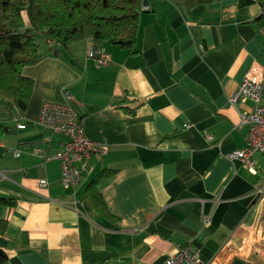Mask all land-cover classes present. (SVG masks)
I'll list each match as a JSON object with an SVG mask.
<instances>
[{
  "label": "crops",
  "instance_id": "1",
  "mask_svg": "<svg viewBox=\"0 0 264 264\" xmlns=\"http://www.w3.org/2000/svg\"><path fill=\"white\" fill-rule=\"evenodd\" d=\"M147 1L132 51L102 43L109 60L98 65L91 39L57 55L39 47L40 59L22 70L33 81L25 113L0 96V196L15 200L0 207V264H161L179 244L205 264H264L252 209L263 196L264 226V152L254 171L227 157L245 144L239 113L250 106L229 99L250 66L264 63L261 7ZM64 90L84 135L107 145L67 188L53 158L66 139L38 122L41 105L64 103ZM103 170L114 171L97 182L112 219L86 191Z\"/></svg>",
  "mask_w": 264,
  "mask_h": 264
},
{
  "label": "trees",
  "instance_id": "2",
  "mask_svg": "<svg viewBox=\"0 0 264 264\" xmlns=\"http://www.w3.org/2000/svg\"><path fill=\"white\" fill-rule=\"evenodd\" d=\"M175 6L192 8L215 0H169ZM256 1L264 16V0ZM145 9L143 0H0V96L11 101L19 115L27 108L33 88L32 79L24 76V67L40 59L37 38L53 42L48 45L57 55L69 43L91 39L95 47L102 43L132 51L137 36L139 16ZM61 50V51H60ZM2 132H7L1 128ZM103 170L87 185L94 208L112 219L97 190V182L113 174ZM15 205L13 198L0 196V207ZM7 222L0 219V234ZM6 254L0 249V263Z\"/></svg>",
  "mask_w": 264,
  "mask_h": 264
},
{
  "label": "built area",
  "instance_id": "3",
  "mask_svg": "<svg viewBox=\"0 0 264 264\" xmlns=\"http://www.w3.org/2000/svg\"><path fill=\"white\" fill-rule=\"evenodd\" d=\"M46 42L49 46L53 44L49 40ZM88 56L94 59L98 65H105L109 60L108 55L100 47L89 50ZM63 94L64 103L44 102L41 105L38 122L43 129L60 134L66 139L62 142V148L55 152L53 158L59 162L61 182L67 188L75 186L81 181L83 163L90 160L93 154L104 152L107 145L91 141L84 135L82 119L72 103L70 91L64 90ZM245 102L250 103L249 110L239 113L240 124L247 127L245 144L242 148L229 152L227 157L238 161L243 168L254 171V154L264 152V63L254 62L250 66L237 90L229 99L232 106ZM18 127L23 128L24 125H18ZM205 138L210 140L211 135L205 134ZM39 183L41 186L47 184L45 179H41ZM261 201H263V196H259L252 205L254 220L257 222L253 240L257 237L264 240ZM161 264L205 263L197 248L190 244H179L176 251Z\"/></svg>",
  "mask_w": 264,
  "mask_h": 264
},
{
  "label": "rangeland",
  "instance_id": "4",
  "mask_svg": "<svg viewBox=\"0 0 264 264\" xmlns=\"http://www.w3.org/2000/svg\"><path fill=\"white\" fill-rule=\"evenodd\" d=\"M37 43L41 49L47 48V44L41 37L37 38ZM2 97V96H1Z\"/></svg>",
  "mask_w": 264,
  "mask_h": 264
},
{
  "label": "water",
  "instance_id": "5",
  "mask_svg": "<svg viewBox=\"0 0 264 264\" xmlns=\"http://www.w3.org/2000/svg\"><path fill=\"white\" fill-rule=\"evenodd\" d=\"M148 5V1L147 0H143V7H146Z\"/></svg>",
  "mask_w": 264,
  "mask_h": 264
}]
</instances>
